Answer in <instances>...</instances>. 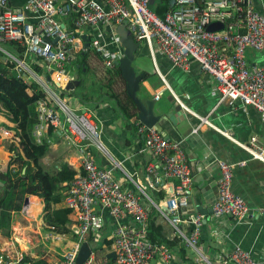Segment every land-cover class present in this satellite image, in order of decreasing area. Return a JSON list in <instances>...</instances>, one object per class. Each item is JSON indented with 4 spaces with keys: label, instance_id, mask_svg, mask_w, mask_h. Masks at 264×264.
I'll return each instance as SVG.
<instances>
[{
    "label": "built area",
    "instance_id": "built-area-1",
    "mask_svg": "<svg viewBox=\"0 0 264 264\" xmlns=\"http://www.w3.org/2000/svg\"><path fill=\"white\" fill-rule=\"evenodd\" d=\"M242 2L246 7L241 6ZM153 5L152 0H27L24 6L14 7L10 0H0V53L5 54L7 62L15 64L20 76L35 81L47 94V99L37 104L39 123L33 132L36 143H44L51 127L61 133L70 150L80 155L79 172L65 198L66 206L76 215L71 230L77 241L57 264H76L82 245L104 229L99 208L106 210L112 219L117 264H151L156 258L162 264H170L174 260L170 247L148 239L152 216L169 224L176 238L199 254L205 224L203 215L191 212L195 175L185 143L173 142L141 122L135 124L152 157L145 169L146 186L129 177L132 188L126 189L115 179L114 168L98 165L92 151L105 155L107 152L92 114H77L65 96L68 84L77 79L68 73L75 60L76 46L80 45L84 54L93 50L102 56L104 67L113 70L124 52L116 30L126 24L135 41L144 42L153 58L159 52L186 72L195 63L203 73L214 78L220 104L240 102L264 118V66L251 70L246 60L248 49L264 51V15L254 8L252 0H173L171 8H174L164 17L155 13ZM73 14L76 15L75 29H70L62 20ZM214 23L223 25V29L209 31ZM83 36L90 39L89 48L85 47ZM9 42L25 49L23 59L4 48ZM29 57L42 60L44 76L35 73L28 63ZM183 108L200 120L194 134L204 125L216 129L209 118ZM222 133L232 139L228 133ZM0 136L4 141L14 139V133L3 127H0ZM239 146L254 160L264 163V148L257 138ZM113 164L116 166L115 161ZM211 165L219 172L217 198L212 205L213 220L216 224L227 218L245 220L251 210L243 198L234 194L232 185L236 167H243L246 162L213 161ZM170 179L176 181L172 192H166V197L156 202L157 193ZM187 228L192 231L190 235ZM63 237L51 234L48 239ZM228 259L230 264H264V257L262 261H255L251 251L241 245L231 251ZM23 260L22 253L14 257L0 253V264H22ZM92 262L89 260L86 264Z\"/></svg>",
    "mask_w": 264,
    "mask_h": 264
},
{
    "label": "crops",
    "instance_id": "crops-1",
    "mask_svg": "<svg viewBox=\"0 0 264 264\" xmlns=\"http://www.w3.org/2000/svg\"><path fill=\"white\" fill-rule=\"evenodd\" d=\"M26 2L27 0H10L14 7H22ZM158 2L159 0L154 5L164 7L158 5ZM161 2L168 3L169 7L173 5V0ZM252 4L259 13L264 15V0H252ZM65 19L62 21L69 27L70 24L65 22ZM106 31L109 34V29L106 28ZM140 45L133 63L137 74L143 76L139 98L143 102L155 101L156 115H168L176 126L178 134L182 137L181 142L186 145V153L194 169L195 188L199 187L201 191L202 205L205 209L212 211V205L218 193L219 172L213 168L215 165H211V162L225 161L230 164L246 162L245 166L236 167L232 190L234 194L246 201L251 214L245 220L227 218L221 224H216L212 218V212L207 221V217L197 211L191 199V212L203 215L205 222L198 246L200 254L195 250H189L180 240L176 247L171 248L175 258L170 264H230L228 257L237 245L250 250L255 261H262L264 257V163L254 160L239 146V143L249 144L253 138H257L264 148V118L255 109L243 107L240 102L233 105L220 104L217 81L203 73L197 64L194 63L191 70L186 72L172 65L159 52L153 58L147 45L144 42ZM75 48L74 57L79 56V59H83V67L74 65L68 72L76 76V80L85 81V85L73 91L66 90L65 95L77 114L85 112L92 114L107 152L105 155L95 149L92 151L98 165L102 168H114L115 179L123 183L126 189L132 188V184L128 182L129 177L145 186V169L152 157L146 150L143 135L138 133L135 124L128 123L129 121L120 115L116 99L110 96L99 97L90 90L92 84L91 87L97 88L98 84H103L105 87L110 83L112 92L123 99V94L127 92L125 80L123 77L120 79L115 76L117 69L103 73L102 56L93 50L83 57L82 47L78 45ZM31 59L28 58V63H31ZM246 60L251 70L263 67L264 51L248 49ZM110 75H114L113 78L102 80ZM100 93L106 94L105 91ZM157 96L160 97L159 100H156ZM88 97L91 98L90 101L86 100ZM182 106L197 116L209 118L211 125L220 131L213 129L210 125H204L194 134V129L200 126V120ZM136 116L138 118V109ZM0 121L7 122L3 113H0ZM222 132L228 133L232 139L227 138ZM162 133L165 132L162 131ZM60 140L57 143L53 142L50 146L51 152L43 163L48 168L66 163L79 172L80 155L70 150L64 139ZM3 141L0 136L2 144ZM2 144H0V159L8 155ZM49 160H52L51 163ZM175 184V180L165 181L160 192L157 193L160 197L158 201L164 199L161 195H165L166 192L171 193ZM43 208V200L38 196L30 195L26 198L22 213L15 215L12 237L5 238L0 233V253L11 257L22 253L31 261L43 259L48 264H57L61 261L66 248L71 247V244L73 246L77 240L74 241L70 236L65 235L58 240L48 239L51 234L45 233V223L41 218ZM97 211L105 226L98 236H90L86 241L93 250L90 260L91 262L93 260L92 264H117L112 257L113 246H106L108 242L113 243L112 219L106 210L99 208ZM69 219L71 229L76 223L75 213H71ZM157 223L164 226V233L168 239L179 241L169 224L161 220ZM186 231L188 235L192 233L190 228ZM218 232L219 234L216 235ZM151 264L162 263L156 258Z\"/></svg>",
    "mask_w": 264,
    "mask_h": 264
},
{
    "label": "trees",
    "instance_id": "trees-1",
    "mask_svg": "<svg viewBox=\"0 0 264 264\" xmlns=\"http://www.w3.org/2000/svg\"><path fill=\"white\" fill-rule=\"evenodd\" d=\"M241 6L246 7V3L242 2ZM173 8L156 6L154 11L158 16L164 17L165 12ZM75 18L76 15L73 14L64 20L70 24V29H75ZM4 48L15 57L24 58L25 49L20 44L9 42L5 44ZM6 59L5 54L0 53V113H3L7 119L6 123L0 121V127L12 131L14 139L5 141V148L11 155L7 161H0V233L5 238L12 237L15 215L22 213L26 198L33 195L43 200L44 208L41 218L45 223V233L70 236L75 241L77 237L70 229L69 216L72 212L66 206L65 198L78 171L66 163L54 165L53 168H48L43 163V160L51 152L50 146L53 142L61 141V133L50 127L44 143L42 145L36 143L33 132L39 123L37 104L46 100L47 94L38 83L20 76L15 69V64L7 62ZM30 62L36 74L45 75L42 60L32 58ZM82 63L83 59H79L77 56L72 66L79 65L82 68ZM114 70H116L115 75L122 78L119 68L116 67ZM91 86L90 90L95 95L110 96L112 99H116L119 105L118 111L124 119L129 121L128 123H138L137 107L127 92L123 94L124 98L122 99L112 92L111 84L105 85V87L103 84H98L97 88ZM101 91H105L106 94L100 93ZM89 99L91 98L88 97L86 100L90 101ZM165 196L166 193L161 195V198H165ZM159 198V196L156 197L157 200ZM158 220L157 216L151 217L148 239L152 243L170 248L176 247L180 240L168 239L164 233V226L157 223ZM112 244L114 243L108 242L106 246L111 247ZM70 246L66 248L65 252L72 248V244ZM26 263L48 264L43 259L31 261L28 257H24L22 264Z\"/></svg>",
    "mask_w": 264,
    "mask_h": 264
},
{
    "label": "water",
    "instance_id": "water-1",
    "mask_svg": "<svg viewBox=\"0 0 264 264\" xmlns=\"http://www.w3.org/2000/svg\"><path fill=\"white\" fill-rule=\"evenodd\" d=\"M155 0H152V5ZM223 29V25L219 23H214L208 28L209 31H220ZM116 34L119 37L122 48L124 49L123 57L116 62V66L121 71L122 77L126 82V90L130 99L135 103L138 109V119L139 121L148 128H154L163 133L168 139L173 142L180 143L182 141L181 135L178 134L177 128L168 115H156L155 113V101L149 100L143 102L139 98V93L141 91V84L143 80L142 75H138L133 63L136 59V53L140 50V43H137L131 33L127 30L126 24L119 26L116 30ZM86 42V48L90 47V39L83 36ZM58 39L53 42L56 43ZM85 85L83 80H75L70 82L66 88L67 91H73L77 87ZM192 199L195 204L197 211L202 213L209 219V214L212 212L211 209L207 210L202 205L201 191L198 188H194L192 192ZM93 255L92 247L88 242H85L81 251L78 255L76 264L87 263ZM114 260H116V253L112 254Z\"/></svg>",
    "mask_w": 264,
    "mask_h": 264
},
{
    "label": "rangeland",
    "instance_id": "rangeland-1",
    "mask_svg": "<svg viewBox=\"0 0 264 264\" xmlns=\"http://www.w3.org/2000/svg\"><path fill=\"white\" fill-rule=\"evenodd\" d=\"M162 0H159V2H158V5L160 4V5H162V6H167L168 5V3H162L161 2ZM156 6L157 5H153V10H155L156 9ZM102 70H103V73H106L107 72V70L108 71H111V70H109V69H106L105 67H102ZM108 73H110V72H108ZM113 76L114 75H110V76H107V77H105L104 79H102L103 81H105V80H107L108 78H113ZM116 76V75H115ZM117 77V76H116ZM118 78H120V77H118ZM121 79V78H120ZM110 84V83H109ZM116 85V83L114 84V86ZM111 86H112V84H111ZM0 144H2V142H0ZM2 145H6V142L5 141H3V144ZM5 150H6V148H5ZM7 153H8V155H7V157H1V159L0 160H4V161H7L8 160V158L10 157V153L8 152V151H6ZM3 161V162H4ZM51 161L52 160H49V163H51ZM143 184V183H142ZM145 186H146V184H145ZM149 193H150V190L149 189H147V188H145ZM156 202H158V200L156 199Z\"/></svg>",
    "mask_w": 264,
    "mask_h": 264
}]
</instances>
